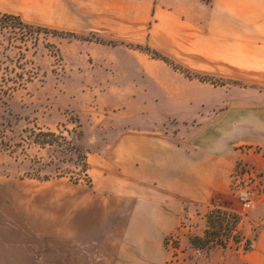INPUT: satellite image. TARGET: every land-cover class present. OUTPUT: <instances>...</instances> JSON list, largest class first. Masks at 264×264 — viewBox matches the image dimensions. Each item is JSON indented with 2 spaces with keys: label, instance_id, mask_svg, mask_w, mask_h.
Wrapping results in <instances>:
<instances>
[{
  "label": "crops",
  "instance_id": "0c3cea01",
  "mask_svg": "<svg viewBox=\"0 0 264 264\" xmlns=\"http://www.w3.org/2000/svg\"><path fill=\"white\" fill-rule=\"evenodd\" d=\"M5 2L2 14L24 11ZM52 12L56 28L101 33L145 30L158 14L172 19L167 29L176 26V56L264 76V0H52ZM229 91L236 99L195 134L110 129L88 154L89 192L61 180L26 182L22 220H0V264H166L165 238L186 210L236 206L230 176L241 161L264 172V89ZM250 219V251L217 247L198 264H264V204Z\"/></svg>",
  "mask_w": 264,
  "mask_h": 264
},
{
  "label": "rangeland",
  "instance_id": "374dc122",
  "mask_svg": "<svg viewBox=\"0 0 264 264\" xmlns=\"http://www.w3.org/2000/svg\"><path fill=\"white\" fill-rule=\"evenodd\" d=\"M5 3H20L24 11L6 14L12 20L0 22V220H22L26 182L35 186L61 180L89 192L88 154L109 141L110 129L141 127L160 135L188 136L236 99L228 95L229 89L234 94L244 88L264 89V76L176 56V26L167 29L172 19L158 20V14L145 30L84 32L56 28L52 0ZM231 196L236 206L211 204L231 207L235 230L219 231L200 250L191 244L193 235L179 234L177 228L174 234L180 235L183 250L178 264H198L217 247L244 246L252 212ZM12 207L15 212H9ZM190 213L196 216L195 210ZM197 220V238L213 231L210 224L206 232Z\"/></svg>",
  "mask_w": 264,
  "mask_h": 264
},
{
  "label": "built area",
  "instance_id": "2783aa9c",
  "mask_svg": "<svg viewBox=\"0 0 264 264\" xmlns=\"http://www.w3.org/2000/svg\"><path fill=\"white\" fill-rule=\"evenodd\" d=\"M241 152L245 154H255L257 149L251 147L241 148ZM251 162L244 160L235 166L231 172L230 191L243 205L247 212H252L255 207L264 204V172L255 168ZM195 217L189 210L184 212L183 218L179 221L178 231L179 234L185 233L195 238L194 234L197 231L198 223L195 221L205 222L206 232L211 228L210 219L219 221L222 225V233L225 231L235 230L236 223L231 207L228 206H214L209 204L206 208L195 209ZM197 218V219H196ZM172 234L165 239L167 250L171 253L168 264H178L180 254L183 252L180 245V235ZM194 238V239H195ZM200 250H197L199 253Z\"/></svg>",
  "mask_w": 264,
  "mask_h": 264
},
{
  "label": "trees",
  "instance_id": "16d2710c",
  "mask_svg": "<svg viewBox=\"0 0 264 264\" xmlns=\"http://www.w3.org/2000/svg\"><path fill=\"white\" fill-rule=\"evenodd\" d=\"M11 15H1L0 14V22L6 21V20H12ZM161 58V56L159 57ZM162 61L167 63V60L165 58H161ZM88 168V167H87ZM210 224L212 226L213 231L207 232L206 236L204 238H195L191 240V244L195 249H205L207 246H209L210 243L214 242V239L219 236V231L222 230V225L219 221H215L212 218L210 219ZM252 249L251 242L249 240H246V243L244 245V251H250Z\"/></svg>",
  "mask_w": 264,
  "mask_h": 264
}]
</instances>
